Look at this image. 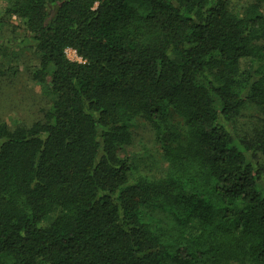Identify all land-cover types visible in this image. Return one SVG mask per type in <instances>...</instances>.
Segmentation results:
<instances>
[{
    "label": "trees",
    "instance_id": "obj_1",
    "mask_svg": "<svg viewBox=\"0 0 264 264\" xmlns=\"http://www.w3.org/2000/svg\"><path fill=\"white\" fill-rule=\"evenodd\" d=\"M263 5L12 0L0 25L15 15L28 35L2 43L39 55L48 104L30 125L0 121V264H264ZM247 106L261 114L253 141L236 130ZM169 111L183 143L168 139ZM137 118L160 177L118 154Z\"/></svg>",
    "mask_w": 264,
    "mask_h": 264
},
{
    "label": "rangeland",
    "instance_id": "obj_2",
    "mask_svg": "<svg viewBox=\"0 0 264 264\" xmlns=\"http://www.w3.org/2000/svg\"><path fill=\"white\" fill-rule=\"evenodd\" d=\"M228 1L231 9L239 13L250 0ZM11 2L12 0H0V15ZM27 35L28 32L15 15L3 16V23L0 25V121L12 127L42 120L48 104L46 84L33 77L39 64V55L27 41L13 45L2 43L7 36L26 38ZM65 54L70 60L82 61L72 48H67ZM260 118L257 108L245 107L236 122L237 134L246 141H253L261 127ZM166 122L168 139L172 143H183V119L169 111ZM129 131L130 140L118 147V154L129 158L140 174L151 178L164 175L167 163L162 158L153 128L144 119L137 118ZM258 159L264 166V155L258 154ZM142 218L155 232L164 231L171 225V218L157 209L143 208Z\"/></svg>",
    "mask_w": 264,
    "mask_h": 264
}]
</instances>
